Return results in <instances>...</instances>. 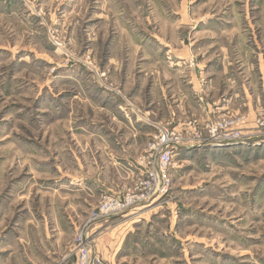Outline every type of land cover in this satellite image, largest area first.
<instances>
[{"label": "rangeland", "instance_id": "374dc122", "mask_svg": "<svg viewBox=\"0 0 264 264\" xmlns=\"http://www.w3.org/2000/svg\"><path fill=\"white\" fill-rule=\"evenodd\" d=\"M177 51L205 68L194 80L205 107L176 89ZM223 119L246 139L264 121V0H0V236L28 240L31 261L73 264L80 237L108 223L93 221L105 194H147L143 164L159 163L166 130L195 137ZM257 141L177 149L169 194L125 212L157 211L138 222L139 244L116 263L93 237L90 253L104 264H264ZM120 154L141 171L108 190Z\"/></svg>", "mask_w": 264, "mask_h": 264}, {"label": "crops", "instance_id": "0c3cea01", "mask_svg": "<svg viewBox=\"0 0 264 264\" xmlns=\"http://www.w3.org/2000/svg\"><path fill=\"white\" fill-rule=\"evenodd\" d=\"M168 51H170L171 53L172 49H169ZM175 53L177 63L176 65H173L174 63H172L170 65V68L172 71L171 79L177 77L181 78V80L177 82L179 84V87L175 86L176 89L178 90V92L182 93L186 97V100L189 104L191 98V102L196 105V107H205V105L208 103L207 100H204L206 98L205 94L202 92V90L204 89V85L199 82V80L194 81L196 78L200 77L201 73L204 72L205 68H202L201 66L196 67L194 66V64L191 65V63L188 66L186 64L190 61L187 59V56L182 55V53L178 51ZM183 74L186 75L183 76ZM188 77L191 78L187 80ZM190 79L192 81H190ZM172 96L174 97V95ZM166 104H169L167 99ZM181 149H184L186 152L197 150V148L195 147H182ZM208 149L216 148H205L203 150ZM117 151L122 154L124 153L122 152L124 151L123 147H118ZM122 154L114 156L111 160H109L111 161L112 166L117 170L116 173L118 175H115L111 178L109 176L105 177L108 180V187L106 188L108 190L115 191L119 189L124 184L122 183L123 181H125L124 179H133V177L136 176L139 171H141V165L139 164V162L136 161V159H130L129 157H125V155ZM120 178L124 179L120 180ZM85 184L86 190L90 191L92 190L91 187L97 186L93 182H87ZM100 191L103 193L105 189L102 188L100 189ZM142 210L143 209L140 208L137 211L135 210V212L119 214L108 219L106 221L108 222L107 224L98 223L94 225V227L90 230L89 235L91 238L94 237L95 241H97L98 249L101 250L104 257L108 255L109 259L112 262L115 261L117 263L118 260L121 259L120 257L122 255V251H125V248L128 244L132 243L135 247L139 244V241L136 238L138 237L137 234L140 231L138 222H140L141 219L148 221L146 217L144 218V215L151 216L153 214H156L157 212H155L154 209H148L146 211ZM22 237L19 238V242H13L11 244L6 242L8 240L5 236H0V263L1 260L8 261L9 259H19L18 263L20 264H40L41 260L37 259V261H31L28 257L29 243H27L28 240L26 241ZM14 243L15 245H13ZM37 255L39 258V252H37Z\"/></svg>", "mask_w": 264, "mask_h": 264}, {"label": "built area", "instance_id": "2783aa9c", "mask_svg": "<svg viewBox=\"0 0 264 264\" xmlns=\"http://www.w3.org/2000/svg\"><path fill=\"white\" fill-rule=\"evenodd\" d=\"M264 120V119H263ZM235 121L223 119L215 124L214 127L203 128L197 136H183L177 135L175 129L168 133L164 132V136L159 139L157 144L161 146L158 152L159 163L153 160V156L147 160V165H152V170L147 169L144 163V171L141 176L146 177L148 182L145 183V190L147 194L141 196H132L129 199H121L105 194L103 202L98 209V214L95 215L93 221L105 220L107 221L113 216L123 214L126 211H131V208L137 209L141 205H148L153 203L157 198L166 196L171 190L170 169L173 165L175 152L182 147H195L197 149L205 148H219L226 145L246 144L247 140H262L264 141V121L260 124L259 132L256 136L244 137L243 133L236 129ZM245 136H247L245 134ZM157 163V164H156ZM142 165V164H140ZM91 239L89 234L82 235L77 242L76 259L73 264H104V261L96 255L90 253L88 246Z\"/></svg>", "mask_w": 264, "mask_h": 264}, {"label": "water", "instance_id": "95a60500", "mask_svg": "<svg viewBox=\"0 0 264 264\" xmlns=\"http://www.w3.org/2000/svg\"><path fill=\"white\" fill-rule=\"evenodd\" d=\"M226 146H230V145H226Z\"/></svg>", "mask_w": 264, "mask_h": 264}, {"label": "bare ground", "instance_id": "6f19581e", "mask_svg": "<svg viewBox=\"0 0 264 264\" xmlns=\"http://www.w3.org/2000/svg\"><path fill=\"white\" fill-rule=\"evenodd\" d=\"M137 213V212H136Z\"/></svg>", "mask_w": 264, "mask_h": 264}]
</instances>
